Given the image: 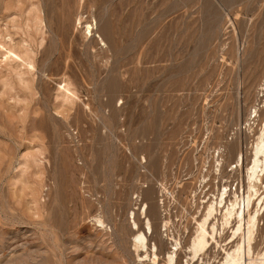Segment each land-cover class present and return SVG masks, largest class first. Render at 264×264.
I'll return each instance as SVG.
<instances>
[{
    "label": "rangeland",
    "instance_id": "1",
    "mask_svg": "<svg viewBox=\"0 0 264 264\" xmlns=\"http://www.w3.org/2000/svg\"><path fill=\"white\" fill-rule=\"evenodd\" d=\"M263 120L264 0H0V264H165Z\"/></svg>",
    "mask_w": 264,
    "mask_h": 264
},
{
    "label": "bare ground",
    "instance_id": "2",
    "mask_svg": "<svg viewBox=\"0 0 264 264\" xmlns=\"http://www.w3.org/2000/svg\"><path fill=\"white\" fill-rule=\"evenodd\" d=\"M89 25L87 31L92 34L94 27ZM66 96L70 98L68 93ZM253 113L256 115V111ZM253 113H251L250 117ZM244 160V156L240 153L236 158L234 168L244 166ZM220 167L221 162L217 160L215 171H220ZM263 177L264 120L256 141L252 146L250 164L246 168L245 191L242 194L237 192L238 190L232 192V189L230 190L226 185H222L218 188L216 195L201 197L199 204L197 203L196 214L193 217L191 216L193 233L188 245L185 247V251L181 238L176 236L174 231L171 234H167L166 237L169 240L170 248L166 253L165 264H179L182 252L185 253V261L182 264H211V260H213V264H254V261H251L250 257L259 228H261L258 215L264 209V192L261 194L262 189H264ZM206 182L207 180L202 178L199 184L202 186ZM196 192L194 191V193ZM229 192L234 194H230ZM160 193L161 198L159 202H161L162 211L164 210V216H167L169 215L168 208L165 209V201L169 193L167 187L163 186ZM193 197L197 198L196 196ZM252 206L253 212L250 211ZM148 209L147 205L143 206L142 215L146 216L144 231L139 230L138 223L134 217L135 213L131 214V219L133 220L132 227L138 231L133 239V247L140 263L158 264L160 247L156 242H151L157 232L152 221L147 217ZM101 223L104 226V222L99 218L98 224L100 225ZM166 226L163 225V227ZM187 229L185 230L187 231ZM227 234L229 241L223 245L220 239ZM209 256L211 258L207 261L206 257L209 258ZM219 256H221V260L217 261V257ZM257 258L255 264H264V249L258 254Z\"/></svg>",
    "mask_w": 264,
    "mask_h": 264
},
{
    "label": "built area",
    "instance_id": "3",
    "mask_svg": "<svg viewBox=\"0 0 264 264\" xmlns=\"http://www.w3.org/2000/svg\"><path fill=\"white\" fill-rule=\"evenodd\" d=\"M227 185L229 186L230 190L232 189V191L238 190L239 193L243 192V186H242L243 184L239 186L236 184L234 185V184L228 183Z\"/></svg>",
    "mask_w": 264,
    "mask_h": 264
},
{
    "label": "clouds",
    "instance_id": "4",
    "mask_svg": "<svg viewBox=\"0 0 264 264\" xmlns=\"http://www.w3.org/2000/svg\"><path fill=\"white\" fill-rule=\"evenodd\" d=\"M100 226L103 227V224L101 223Z\"/></svg>",
    "mask_w": 264,
    "mask_h": 264
}]
</instances>
